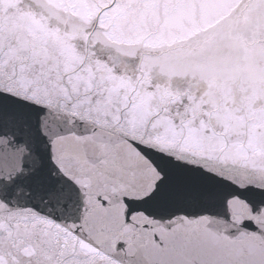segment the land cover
Instances as JSON below:
<instances>
[{
  "label": "snow or ice",
  "instance_id": "1",
  "mask_svg": "<svg viewBox=\"0 0 264 264\" xmlns=\"http://www.w3.org/2000/svg\"><path fill=\"white\" fill-rule=\"evenodd\" d=\"M0 264H264V0H0Z\"/></svg>",
  "mask_w": 264,
  "mask_h": 264
}]
</instances>
